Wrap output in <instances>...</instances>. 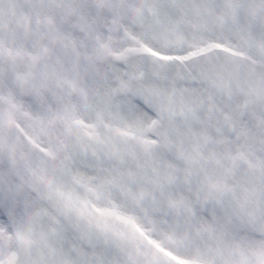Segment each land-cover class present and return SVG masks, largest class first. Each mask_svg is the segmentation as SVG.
<instances>
[{
  "label": "snow or ice",
  "instance_id": "6c2138e0",
  "mask_svg": "<svg viewBox=\"0 0 264 264\" xmlns=\"http://www.w3.org/2000/svg\"><path fill=\"white\" fill-rule=\"evenodd\" d=\"M0 264H264V0H0Z\"/></svg>",
  "mask_w": 264,
  "mask_h": 264
}]
</instances>
